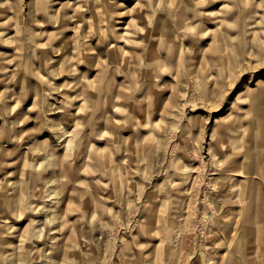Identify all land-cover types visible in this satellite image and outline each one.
Segmentation results:
<instances>
[{"label": "rangeland", "instance_id": "374dc122", "mask_svg": "<svg viewBox=\"0 0 264 264\" xmlns=\"http://www.w3.org/2000/svg\"><path fill=\"white\" fill-rule=\"evenodd\" d=\"M0 264H264V0H0Z\"/></svg>", "mask_w": 264, "mask_h": 264}]
</instances>
